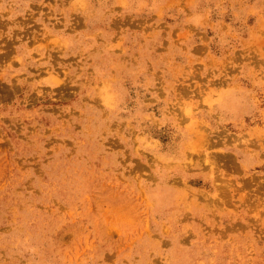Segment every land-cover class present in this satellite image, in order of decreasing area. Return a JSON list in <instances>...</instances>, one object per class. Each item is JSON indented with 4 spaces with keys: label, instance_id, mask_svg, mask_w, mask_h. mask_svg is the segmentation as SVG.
<instances>
[{
    "label": "rangeland",
    "instance_id": "rangeland-1",
    "mask_svg": "<svg viewBox=\"0 0 264 264\" xmlns=\"http://www.w3.org/2000/svg\"><path fill=\"white\" fill-rule=\"evenodd\" d=\"M0 264H264V0H0Z\"/></svg>",
    "mask_w": 264,
    "mask_h": 264
}]
</instances>
